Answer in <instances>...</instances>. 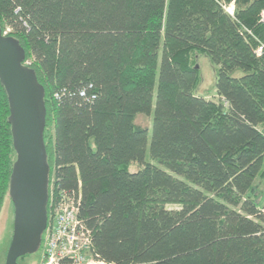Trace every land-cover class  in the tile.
Segmentation results:
<instances>
[{
	"label": "trees",
	"instance_id": "1",
	"mask_svg": "<svg viewBox=\"0 0 264 264\" xmlns=\"http://www.w3.org/2000/svg\"><path fill=\"white\" fill-rule=\"evenodd\" d=\"M262 10L264 0H0L1 33L44 89L47 213L51 195L71 198L98 260L264 264ZM197 56L215 67L216 102L197 93ZM150 114L148 143L136 118ZM8 116L0 84V211L15 160Z\"/></svg>",
	"mask_w": 264,
	"mask_h": 264
},
{
	"label": "water",
	"instance_id": "2",
	"mask_svg": "<svg viewBox=\"0 0 264 264\" xmlns=\"http://www.w3.org/2000/svg\"><path fill=\"white\" fill-rule=\"evenodd\" d=\"M24 59L23 48L0 30V84L8 101L7 122L15 153L8 186L13 206L12 237L4 264H18L20 258L35 253L47 226L44 89L33 70L23 64Z\"/></svg>",
	"mask_w": 264,
	"mask_h": 264
},
{
	"label": "built area",
	"instance_id": "3",
	"mask_svg": "<svg viewBox=\"0 0 264 264\" xmlns=\"http://www.w3.org/2000/svg\"><path fill=\"white\" fill-rule=\"evenodd\" d=\"M227 11L232 14L233 7ZM260 22L264 24V10ZM77 216L71 198L62 195L57 201L50 199L47 226L41 239V264H108L94 257L90 232Z\"/></svg>",
	"mask_w": 264,
	"mask_h": 264
},
{
	"label": "rangeland",
	"instance_id": "4",
	"mask_svg": "<svg viewBox=\"0 0 264 264\" xmlns=\"http://www.w3.org/2000/svg\"><path fill=\"white\" fill-rule=\"evenodd\" d=\"M195 64H196L195 66L198 67V74L200 76V86L197 90L198 91L197 93L199 95L207 96L206 98L208 100L216 102L217 96L215 95L214 91H210L213 88L216 79L215 67L210 63L208 58L205 56H197ZM240 74H241L240 71H236L234 73V76H239ZM209 91L210 93H208ZM151 122H152V114H150V116L140 115L136 118V123L138 125L144 126L148 129V143L150 140ZM145 161L152 163L148 154L146 156ZM138 169L139 166L137 164L131 165L129 167L130 172H135ZM258 185H259L258 191L264 195V182H260ZM51 197L53 198V200L56 199L53 195H51ZM12 222H13V206L11 201L8 198H6L3 202L0 211V264L5 263L6 252L12 237ZM41 255H42V245L35 253L18 260L17 263L41 264Z\"/></svg>",
	"mask_w": 264,
	"mask_h": 264
},
{
	"label": "flooded vegetation",
	"instance_id": "5",
	"mask_svg": "<svg viewBox=\"0 0 264 264\" xmlns=\"http://www.w3.org/2000/svg\"><path fill=\"white\" fill-rule=\"evenodd\" d=\"M23 258H24V257H23ZM20 259H22V258H20ZM20 259H19V260H20Z\"/></svg>",
	"mask_w": 264,
	"mask_h": 264
}]
</instances>
